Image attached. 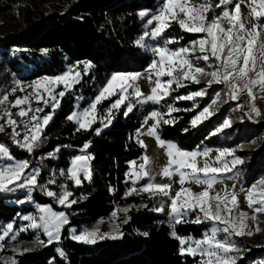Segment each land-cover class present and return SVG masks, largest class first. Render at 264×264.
<instances>
[{"label":"trees","instance_id":"trees-1","mask_svg":"<svg viewBox=\"0 0 264 264\" xmlns=\"http://www.w3.org/2000/svg\"><path fill=\"white\" fill-rule=\"evenodd\" d=\"M160 5L161 0H0V26L16 24V29L0 33V85L16 78L35 80L57 76L70 66H76L82 77L61 98L52 120L45 127L42 152L59 149L57 159L49 160L51 166L58 169L68 168L85 143H91L89 151L92 154L90 179H84L80 186L69 179H60L74 194L70 199L77 201L70 208L57 205L54 198L44 196L39 189L34 191L32 202L53 203L59 209H66L69 223L63 227L60 242L17 253L15 264H197L198 257L180 253V241L172 232L174 230L180 238L198 239L209 231L210 222L193 223L196 215L192 213L187 219L189 222L176 224L173 229L169 218L155 211L159 195L154 198L147 193L125 195L132 185L127 175L130 162L143 153V147L135 139L143 121V116L137 114L138 109L125 116V106H122L111 125L100 135L94 131L99 124H95L93 130L77 132L75 122L67 119L78 98L82 99L81 106H88L114 73L142 71L151 63V54L135 44L150 18H141L138 13L142 10L154 12ZM260 22L264 23V19ZM199 35L184 32L175 24L168 30V36L177 38L180 46L188 45ZM88 62L91 67L85 71L84 65ZM173 88L171 96L159 104L149 105L144 111L158 109L165 114L164 119L174 120V123L162 122L159 126L162 139L173 141L187 151L205 147L234 148L243 161L237 166L236 181L242 188L264 176V118L249 119L246 113L235 109V101L226 99L219 106H213V116L193 126V117L211 103L218 91L225 90V85L208 87L201 81ZM202 88L207 90L204 97L175 100L177 96ZM169 105L181 110L167 115ZM231 115L234 118L231 126L217 132ZM9 137L6 131L0 133V144L10 149L13 157L28 158L29 154L13 144ZM45 175L44 170L41 182ZM11 196L25 200L23 195L0 194V235L8 223L34 209L27 200L22 206L10 203ZM112 218L118 221L122 233L115 239L107 237L95 244H86L71 237L73 227L81 231L96 227L100 222L106 229L109 227L107 221ZM144 232L149 235L144 236ZM20 238L29 240L32 236L27 232ZM58 249L63 250V256ZM241 256L237 264L264 260V246L246 244ZM0 264L5 262L0 261Z\"/></svg>","mask_w":264,"mask_h":264},{"label":"snow or ice","instance_id":"snow-or-ice-1","mask_svg":"<svg viewBox=\"0 0 264 264\" xmlns=\"http://www.w3.org/2000/svg\"><path fill=\"white\" fill-rule=\"evenodd\" d=\"M244 0H239L235 3V8L229 10V5L233 0H218L215 8L222 9L219 15L208 18V12L213 9L211 0H161V5L154 12L150 10H142L138 13L141 18L150 17L147 19L146 30L143 31L139 39L135 41L136 46L146 47V41L151 40L155 43L154 47L149 50L154 54L149 65V79L151 73L156 76L155 86L151 89V94L144 95L136 81L140 78V73L115 74L106 83L104 88L95 97L94 101L88 108L79 112H73L67 119L75 122L77 125L76 131H90L93 130V125L99 122L104 128L108 127L112 120L113 109H120L121 106L126 107L124 115L127 116L133 111L134 105L131 102L126 104L129 97H135L140 103L153 102L161 103L165 98L171 96L175 91L173 84L177 87H184L186 83L200 84L202 76H209L210 79L205 81L208 87L213 84H223L227 86L229 99L238 100L239 93L246 91L249 100L248 118L252 119V114L259 117L261 110L255 105L257 99L254 93V88L259 86L261 91H264V23L260 21L264 19V0H249L248 7L250 8L249 15L254 17L257 23L253 24L251 28H247L245 23L241 20V3ZM155 26L148 30V26ZM177 25L182 31L192 34H200L198 39L191 41L188 45L176 49L170 47L177 44L179 40L175 37L168 36V30ZM260 52V57H257L255 52ZM258 60L260 61L258 63ZM201 62L203 65L201 66ZM91 67V62L84 65L85 71ZM209 68L211 70H209ZM253 73V75H250ZM167 77L166 80L163 78ZM81 78L79 71L69 69L63 75L56 77H44L38 79L33 84L27 85L31 91H26L25 86L17 85L10 91H17V87L21 92H25L23 96H18L12 107L17 109L16 116L26 118L23 129L17 119L13 118L11 111L5 110L0 119L5 122L0 123V133L5 132V125L11 130V141L13 144L21 147L27 152L32 153L36 147L39 146L44 128L50 123L54 110L59 107V100L66 92H56L55 88L58 85H63L65 89H70L75 83H78ZM129 89H132L129 92ZM119 94L107 110V114L100 116L96 115L97 105L104 99ZM47 95L48 99H45ZM207 95L206 88H202L196 92L185 96H177L175 100H195L197 97H204ZM220 99V94L217 93L211 103L204 107L193 119L191 124L196 126L203 120H206L214 115L213 106ZM9 100L7 94L0 97V105ZM37 104L43 103L51 105L52 112L44 115H37L43 113L44 109L41 107H33V102ZM198 107V105H194ZM238 107H244L238 104ZM181 109L168 106L167 115L173 112H178ZM193 109H185L191 111ZM164 113L152 111L150 113L151 119L155 121L148 129V135L155 136L162 147H166L167 155L169 157L168 163L163 167L161 175L167 178H172L174 175L179 176L180 189L176 191L175 195H171V184H158L154 182V177H151L147 169L150 159L145 156L144 162L139 166L132 162V171L127 175L129 179L135 181L149 177L152 182L146 183L140 188L132 187L125 195L147 193L150 197L162 195L171 198L169 205V223L173 227L182 222H189L186 219L188 213H197L193 223L212 222L213 226L208 233H205L200 240H193L189 243L188 240L177 236L173 230V237L180 241V253L182 255L188 254L192 257H199L197 264H237L242 250L232 240L233 236L253 235L251 229L248 228L247 220L257 219V214L264 213V179L259 181V185L253 184L245 192L248 206L253 208L254 214L248 217L246 213L238 211V196L235 192L236 185L232 186V190H225L224 194L216 193L210 194V190L217 183L219 174L228 173L232 171L238 164L243 161L236 158L231 161L232 167L228 163H224L222 167H211L205 161L203 167L198 166L197 157H207L209 152L205 150L200 152H188L178 148L177 145L171 142L160 140L157 133V128L163 122L164 124L174 123V120L164 119ZM146 122V121H145ZM231 126L230 120H225L223 124L217 128V132L222 131L223 128ZM96 134H100L101 127L94 129ZM142 146L143 141H139ZM89 143L83 145L84 149L89 148ZM56 151H59L57 149ZM53 153H49L51 157ZM226 155H233L230 150H223L217 156V160H221ZM0 158L4 162L0 163V194H12L18 190H26L25 200H19V203H24L26 200H32V191L39 188L48 197H52L56 202L65 207H71L77 201L70 199L74 194L68 190L66 185H61V191L48 190L39 182L40 169L32 168L27 160H15L11 156V150L4 144H0ZM91 159L88 155H76L70 162V167L67 170V179L74 182L75 186H80L83 181L81 173L87 179L91 178L88 162ZM31 170L29 171V169ZM61 175H65L61 171ZM186 182H192L198 185H205L204 189L198 193L193 192L191 188L184 187ZM49 183L55 184L53 179ZM146 207V206H145ZM126 212L127 209H124ZM157 212H163V207H157ZM38 216H24L25 221H31L26 225L22 231L29 229H42L47 236V244L58 242L61 239V231L64 225L68 224V217L64 212L53 211L51 205L39 206ZM117 213L114 212L113 216ZM127 221L125 220V223ZM13 224L9 223L0 235V241L13 231ZM256 231H260L257 226ZM225 234L223 239L218 238V234ZM148 236V232L142 233ZM119 235H122L120 233ZM107 237L117 238L111 234H101L98 229L92 231H84L78 235H73L72 239L80 242L95 244L97 239H105ZM11 239L15 240L16 236L13 234ZM39 245L46 246L45 241L38 240ZM186 245V246H185ZM3 244H0V249ZM30 251V249H24ZM61 256L64 255L62 249H58ZM7 264V262H5ZM12 264L15 261L12 260ZM264 264V260L260 261Z\"/></svg>","mask_w":264,"mask_h":264},{"label":"rangeland","instance_id":"rangeland-1","mask_svg":"<svg viewBox=\"0 0 264 264\" xmlns=\"http://www.w3.org/2000/svg\"><path fill=\"white\" fill-rule=\"evenodd\" d=\"M215 1L218 2V0H215ZM196 2H201V0H196ZM236 2H239V0H233V3L228 6L230 11L235 8ZM211 3L213 4V9L210 10L207 14L209 19H211L215 15H219L220 13H218V11L221 12V10H222L220 8L214 7L215 6L214 0H211ZM248 3H249V0H244V2L241 3L240 13H241V20L245 23L246 27L251 28L253 24L257 23V21L255 20L254 17L249 15L250 8L248 7ZM146 24L144 26V31L146 30ZM154 26H155V22L152 26H148V30H150V28L154 27ZM14 29H16V24H11V23L9 24L8 23V25H6V26L5 25L0 26V33H3V31H6V32L12 31ZM196 39H198V38H196ZM154 46H155L154 42H152L151 40H147L146 41V47H143L148 53L151 54L152 59H154L155 57H154V54L149 50V48L154 47ZM170 47H172L173 49H176V48H179L182 46L174 44V45H171ZM255 54L257 57H260L259 51H256ZM259 62L260 61L258 60V63ZM149 65L142 71L117 72V73H114L113 75L120 74V73H123V74L140 73L141 76L136 81V84L138 85V87L140 88L142 93H144V95L146 96V95L151 94V89L155 86V80H156V76L154 73H151V79H149V75H150ZM201 66H205V65H203V62H201ZM69 69H73L74 71H79L81 73V70L78 69L76 66H70L66 72H68ZM209 70H211V69L209 68ZM65 73H63V74H65ZM63 74H60V75H63ZM60 75H57V76H60ZM250 75H253V73H250ZM44 77H56V76H43V77H40L38 79H42ZM81 77H82V74H81ZM210 78L211 77H209V76L200 77L201 81H204V82ZM38 79L20 80V79L16 78V79H13L9 84L0 85V97H2L5 94H7L9 96V100L4 102L3 105H0V115H2L5 110L11 111L14 114L13 118L17 119L18 122L20 123L21 131L23 129V124H24L26 118H20V117L16 116L15 113L17 112V109L13 108L11 105H12V102H14L18 96H23L25 94V92H21L18 87H17V91H15V92H11L10 90L13 87H16L17 85H21V86H25L26 91H31V89H28L26 86L33 84V82H35ZM163 79L166 80L167 77H165ZM74 85L70 89H65L64 86L61 84V85L56 86L55 91L56 92H60V91L67 92L68 90H71L74 87ZM104 86L99 89L98 94L104 88ZM173 86H176V85L173 84ZM131 91H132V89H129V92H131ZM253 91L257 96V99L255 100V105L261 110L262 114L259 117H257L253 113L252 114V120H258L259 118H264V91H261L259 86L255 87ZM217 93L220 94V99L217 101V103L214 106H219L220 104L223 103L224 100L229 99L228 89H227L226 85H225V90L223 89L222 92L218 91ZM114 96L115 97L113 100H111V98L113 97V96H111L107 99H104L100 104L97 105L96 115L98 118L100 116L106 115L107 110L112 105V103L116 99L119 98V94L114 95ZM45 99H48L47 95H45ZM94 99L91 101V103L94 101ZM60 100H61V98H60ZM60 100H59V102H60ZM229 100H232V99H229ZM249 100H250V97L248 96L246 91L240 92L238 100H233L237 103V105L235 106V109L240 110L243 113H246L248 115ZM81 101H82V99L78 98L73 112L82 111L83 109L88 108L89 105L91 104L90 103L86 107L81 106L80 105ZM128 102H131L134 105L133 110L136 108L138 109V112H137L138 115L143 116V121H142L140 127L136 131L135 139L137 140V142H138V140L143 141V145H146V147H144V146H142L141 143L138 142L143 147V153L140 157H138V158H136L130 162L129 172L132 171V162H135V164L137 166H139L141 163L144 162V157L147 156L150 159V163L148 164L147 169L150 172L151 177H154V182L158 183V184H171V186H172L171 187V195H175L176 191H178L181 187V185L179 183V176L174 175L172 178H167V177H164L161 175L163 167H165L167 165L168 160H169V157H168L167 151H166V147H162L155 136H151V135L147 134L148 129L151 127V125L153 123H155V121L153 119L149 118L150 113L152 111H158V112H160V111L158 109H152L151 111L144 113V111L146 110V108L149 105L155 104L153 102L140 103L136 100L135 97H131V96L129 97V100L126 101V104ZM238 104H242V105H244V107H238ZM32 106L34 108L35 107H41L44 109L43 113H37V115L42 116L44 114H49L52 112L51 105H45L43 103L37 104L34 101ZM49 109H51V111L48 112ZM57 109H58V107L54 110V113ZM118 110L113 109V113H112L113 116H115V114L118 112ZM125 110H126V107H125ZM53 116H52V118H53ZM113 120H112V122H113ZM227 120H230L232 122V120H234V118L231 115L227 118ZM4 122L5 121L3 119H0V123H4ZM96 124H99L98 127L102 128L101 133L111 125L110 124L108 127L104 128L103 125L99 122V119L97 120ZM5 131L11 137V130H10V128H8L7 125H5ZM158 131H159V127L157 128V133L159 135ZM100 134H97V135H100ZM159 138H160V140H163L165 142H171V143L176 145V143L173 141H168V140L162 139L160 137V135H159ZM88 143L90 145L89 148L88 149L82 148L78 155H88L89 157H91V159L88 162V167H89V169H91L92 154L89 151V149L91 147V143L90 142H88ZM44 148H45V141L43 140V133H42V137H41V141L39 143V146L36 147L32 153H29V152H27V150L21 148L23 151H26L29 154L28 158L19 159V158L13 157L12 154H11V156L15 160H27L32 168H39L41 170L40 175L38 177L40 184L46 186L48 188V190L56 191L59 193L61 191V185H66L68 188V184H66L63 181H60V179H63V178L67 179V170L70 167V165L66 169L64 166H63V168H60V169H58L57 166H51L49 160H51V159L56 160L58 157V153L56 150L51 151V152H42V150ZM226 149L232 151L233 155H226L221 160H217L216 158L219 155V153L223 150H226ZM205 150H207L209 152V155L207 157H204V156H198L197 157L198 166H200V167H203L205 161H207L211 167H222L224 163H228V166L232 167V165H231L232 160H234L236 158H239L240 160H242L239 156H237L235 154L234 148L228 149V148L205 147L203 149H195L193 151L203 153ZM184 151H187V150H184ZM193 151H188V152H193ZM49 153H53V155L51 157H49L48 156ZM2 162H4V161L2 158H0V163H2ZM237 166H239V164L236 165L234 168H232L231 172L222 173V174L218 175L217 183L213 186V189L210 190L211 195H215L216 193H220L221 195H223L225 190H228V191L232 190V186L236 185L237 177L239 175V168H237ZM30 170H31V168L29 169V171ZM44 170L46 171V175H45L44 181L41 182L40 178H41V174ZM61 171H64L65 175H61L60 174ZM53 179L56 180V183L55 184L49 183ZM81 179H82V181L84 179L88 180L83 173H81ZM262 179H264V176L258 177L255 181H253L249 185L245 186L244 188L236 185L235 192L238 196V211L246 213L249 218L252 217V215L254 214V210H253V208H250L248 206L246 196H245V192L241 191V189L246 191L253 184L259 185V181H261ZM130 180L132 182L131 188L132 187L140 188V187L144 186L146 183L152 182L149 177H145L144 179L135 181V183H133V179H130ZM72 183L74 184V182H72ZM184 187L191 188L193 192L198 193L204 189L205 185H202V184L198 185V184H195L192 182H186ZM37 189H39V188H37ZM68 190H70V189H68ZM34 191H32L33 200H34ZM39 191H41V190L39 189ZM41 192L44 193L43 191H41ZM3 194H7V193H3ZM43 195L46 196L45 194H43ZM159 196L161 198L159 200V205H157L156 208L162 206L164 211L160 212V213L166 215L169 218V212H170L169 205L171 204V198L170 197H164L162 195H159ZM19 200H23V199L14 198L12 196L9 198L10 203L22 206L24 203H19L18 202ZM54 201L57 205H59L61 207H65V206L58 204L56 202V200H54ZM30 203L33 205L34 209L32 211H29V212H26L24 214L19 215V217L17 218L16 221L10 222L14 226L13 231L9 234L8 237H5V239L3 241H0V244H3V248L0 249V261L7 262V263L12 262V260L16 259L15 254L25 252L24 249H30L31 250V249H34L38 246H42V245H39L37 243L38 240H43V241H45L46 245H49V244H47V236L44 234L42 229H39V230L29 229L27 231L21 230V229L25 228L26 225L31 223V221H25L23 219L24 216H38L39 215L38 207L39 206H45V205H51L53 211L64 212V213L66 212V209H59V207H56L53 203L41 204L38 201H36V203L30 201ZM26 204L30 205L28 202ZM191 214H192V212L188 213L186 216V219L190 218ZM194 214L197 215V213H194ZM169 220H170V218H169ZM210 223H211V227H212L213 224H212V222H210ZM247 224H248V228L252 230L253 235L233 236L232 237V240L235 242V244L242 250L240 255H242L246 244L247 245L251 244L254 246H256V245H263L264 246V213L257 214L256 220L248 219ZM107 225H109V227L104 229V228H102V224L99 222L98 224L95 225L96 227H92L91 229H86V228L84 229L83 228L81 231H76V228L73 227L71 237L73 235H78L84 231H92L95 229H98L99 233H101V234H111V235L119 236V234H120V232H119L120 230L118 227L119 223L115 218L114 219L112 218L111 221L108 220ZM257 226L260 228V231H256ZM31 231H33V232H31ZM27 232L31 233V236H32L31 239L28 240V239L20 238V235H22L23 233H27ZM208 232L209 231H207L206 233H208ZM61 233H62V231H61ZM13 234L16 236L15 240L11 239V236ZM224 236H225V234H223V233L218 234L219 239H223ZM202 238L203 237L198 238V239L193 238V237H184V239L188 240L189 243H191V241H193V240H200ZM97 240H99V239H97ZM58 242H60V241H58ZM53 243H57V242H53ZM83 243H85V242H83ZM86 244H90V243H86ZM198 259H199V257H198ZM262 260L263 259L261 258V259L257 260L256 262H254V264H260V261H262Z\"/></svg>","mask_w":264,"mask_h":264},{"label":"built area","instance_id":"built-area-1","mask_svg":"<svg viewBox=\"0 0 264 264\" xmlns=\"http://www.w3.org/2000/svg\"><path fill=\"white\" fill-rule=\"evenodd\" d=\"M15 196L23 195L26 197V190H18L17 192L13 193Z\"/></svg>","mask_w":264,"mask_h":264}]
</instances>
